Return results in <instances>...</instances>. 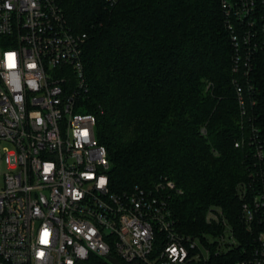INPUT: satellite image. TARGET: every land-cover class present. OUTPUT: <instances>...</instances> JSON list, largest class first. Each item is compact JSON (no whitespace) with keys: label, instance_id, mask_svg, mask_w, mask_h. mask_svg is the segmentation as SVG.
I'll list each match as a JSON object with an SVG mask.
<instances>
[{"label":"trees","instance_id":"obj_1","mask_svg":"<svg viewBox=\"0 0 264 264\" xmlns=\"http://www.w3.org/2000/svg\"><path fill=\"white\" fill-rule=\"evenodd\" d=\"M252 1L239 19V0H55L86 35L80 112L96 119L112 190L165 178L182 191H167L182 234L211 232L218 207L244 245L238 188L264 142V0Z\"/></svg>","mask_w":264,"mask_h":264},{"label":"built area","instance_id":"obj_2","mask_svg":"<svg viewBox=\"0 0 264 264\" xmlns=\"http://www.w3.org/2000/svg\"><path fill=\"white\" fill-rule=\"evenodd\" d=\"M252 2L239 0V19ZM85 42L55 0H0V264H264V142L238 188L252 239L239 242L218 207L211 232L182 234L172 181L112 190L96 119L80 112Z\"/></svg>","mask_w":264,"mask_h":264},{"label":"water","instance_id":"obj_3","mask_svg":"<svg viewBox=\"0 0 264 264\" xmlns=\"http://www.w3.org/2000/svg\"><path fill=\"white\" fill-rule=\"evenodd\" d=\"M116 264H119L117 261H114Z\"/></svg>","mask_w":264,"mask_h":264}]
</instances>
